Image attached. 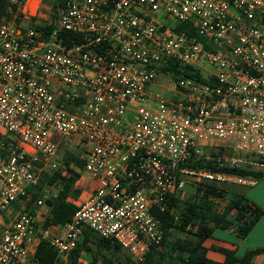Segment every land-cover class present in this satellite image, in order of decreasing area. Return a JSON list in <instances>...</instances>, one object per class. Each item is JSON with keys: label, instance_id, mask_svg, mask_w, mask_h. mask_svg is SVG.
Wrapping results in <instances>:
<instances>
[{"label": "built area", "instance_id": "1", "mask_svg": "<svg viewBox=\"0 0 264 264\" xmlns=\"http://www.w3.org/2000/svg\"><path fill=\"white\" fill-rule=\"evenodd\" d=\"M9 2L21 20L0 18V264H44L40 240L66 264L85 229L137 264L163 237L153 211L177 221L172 199L264 177V0H63L47 35L40 0ZM62 141L96 186L44 228L59 184L31 201L42 175L63 170ZM209 200L217 213L228 203Z\"/></svg>", "mask_w": 264, "mask_h": 264}, {"label": "trees", "instance_id": "2", "mask_svg": "<svg viewBox=\"0 0 264 264\" xmlns=\"http://www.w3.org/2000/svg\"><path fill=\"white\" fill-rule=\"evenodd\" d=\"M62 6L63 0H56L53 4V8H62ZM15 9L16 6L12 5L9 0H0V18L3 16L10 18ZM19 18L17 22H19ZM54 23L55 21L50 25L38 26L37 29L47 35L53 29ZM62 36L66 40L74 38L69 33H64ZM182 72L184 76H191L188 69H184ZM70 160L78 168L82 167L83 162L78 157L67 154L64 159L65 168L60 172H55L49 178L42 175L39 185L35 189V192H38L41 186L46 183L59 184L57 197L47 201L49 212L43 221L44 228L66 223L77 210L72 203L67 201V196L72 192L76 180L80 177V173L68 167ZM198 166L232 175L255 177V174L243 170L216 168L213 162H201ZM229 186L234 185L211 183L204 188L197 187L194 195L185 201L172 199L171 206L175 209L177 221H173V216L169 213L162 214L153 211L152 213L159 221V226L163 231V237L159 245L150 247L144 260L137 264H250L252 258L262 250L248 251L238 258L231 251L218 249L224 255V261L214 263L206 257V249L203 246V242L210 236L212 228L224 229L236 225L239 236L242 237L248 233L251 223L257 218L256 214L252 220L245 221L242 214L246 206L243 203V197L232 194ZM215 195L228 198V203L221 213H217L214 203L209 200ZM37 198V193H34L31 204ZM29 207L31 208V205ZM234 211L237 212L234 213ZM191 221L197 222L199 229L195 233L190 231L185 233L184 228ZM34 255L38 261L44 264H55L57 261L56 252L45 240H40ZM81 257L85 258L88 264H135L129 260L115 241L102 238L89 229L83 231L77 246L69 254L66 264H82L79 261Z\"/></svg>", "mask_w": 264, "mask_h": 264}, {"label": "crops", "instance_id": "3", "mask_svg": "<svg viewBox=\"0 0 264 264\" xmlns=\"http://www.w3.org/2000/svg\"><path fill=\"white\" fill-rule=\"evenodd\" d=\"M96 183L86 173L81 171L73 189L67 196V201L76 208L93 193ZM244 194L243 203L254 208L257 218L251 223V228L245 236H239L236 225L227 228H212L210 236L203 242L206 257L214 263H222L224 255L218 249L234 253L238 258L248 251L262 250L256 254L250 264H264V177ZM49 212V211H48ZM80 263L88 264L85 258H79Z\"/></svg>", "mask_w": 264, "mask_h": 264}, {"label": "rangeland", "instance_id": "4", "mask_svg": "<svg viewBox=\"0 0 264 264\" xmlns=\"http://www.w3.org/2000/svg\"><path fill=\"white\" fill-rule=\"evenodd\" d=\"M55 2H56V0H40L39 6H38V12H37L38 16L34 19V22L36 25H39V24L41 25L44 23H46V25H48V24H51V22L56 20L57 15H58L61 8H58V7L53 8V4ZM9 12H10V8H9ZM19 16H21V14L19 13V11L16 8L15 11L11 13L10 18H8V19H12L16 23H19L21 20V17L19 18ZM18 18L20 19L19 22H17ZM67 154L78 157V159H80L82 161V159H81V156L83 155L82 150L80 148L76 147L74 142L62 141L61 147L59 150V157H60V160H62L63 169L65 167L64 159H65ZM68 167L74 169V171H76L77 173H81V168H78L72 160L69 161ZM254 176L257 177V175H254ZM229 188L231 189V193L235 194V195H242L243 193L245 194L250 189L249 187H240L237 185L229 186ZM35 193L38 194V192H35ZM31 207H32V205H31Z\"/></svg>", "mask_w": 264, "mask_h": 264}]
</instances>
